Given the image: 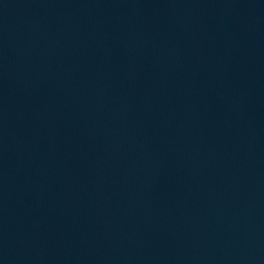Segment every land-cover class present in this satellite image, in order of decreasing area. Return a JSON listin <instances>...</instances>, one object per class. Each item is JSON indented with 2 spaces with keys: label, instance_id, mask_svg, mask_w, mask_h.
Returning a JSON list of instances; mask_svg holds the SVG:
<instances>
[{
  "label": "water",
  "instance_id": "water-1",
  "mask_svg": "<svg viewBox=\"0 0 264 264\" xmlns=\"http://www.w3.org/2000/svg\"><path fill=\"white\" fill-rule=\"evenodd\" d=\"M0 264H264V0H0Z\"/></svg>",
  "mask_w": 264,
  "mask_h": 264
}]
</instances>
